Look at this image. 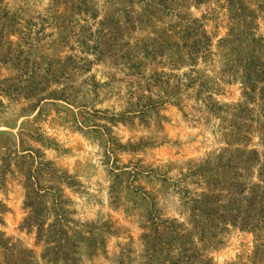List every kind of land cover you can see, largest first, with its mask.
I'll return each instance as SVG.
<instances>
[{"label":"rangeland","instance_id":"rangeland-1","mask_svg":"<svg viewBox=\"0 0 264 264\" xmlns=\"http://www.w3.org/2000/svg\"><path fill=\"white\" fill-rule=\"evenodd\" d=\"M138 1L0 0V264H161L189 248L161 223L193 233V212L208 233L204 205L185 202L228 190L237 198L247 153L263 163L259 135L229 134L232 122L255 128L257 115L227 109L243 103L242 70L228 61L258 56L246 45L250 35L264 41V0H179L210 37L209 59L193 70L221 113L196 103L198 83L143 118L120 120L130 94L136 103L141 93L120 59L137 36L127 15ZM230 29L234 44L220 46ZM155 69L169 91L190 70ZM226 229L215 248L200 229L191 238L202 264H264V242ZM154 230L166 243L149 250L144 237Z\"/></svg>","mask_w":264,"mask_h":264},{"label":"trees","instance_id":"trees-1","mask_svg":"<svg viewBox=\"0 0 264 264\" xmlns=\"http://www.w3.org/2000/svg\"><path fill=\"white\" fill-rule=\"evenodd\" d=\"M239 2L240 0H229V5L241 6ZM138 4V11H131L127 15L128 27L137 36L133 37V43L127 45L128 51L126 55L120 56V59H128L129 76L134 77L140 83L141 93L135 99L136 103L133 102L135 94H130L129 108L132 111L126 112V115H122L120 120L143 118L149 110L162 106L175 97L182 98L187 90L192 89L198 83L196 103H200L205 107L206 111L212 116L221 113L222 108L214 103L210 96H204L207 95L208 91H205L204 84L198 82V78L195 77L198 73L193 70L197 67L198 61L204 63L211 55V40L201 23L189 16L185 9L178 8L179 0H139ZM248 18L252 20L251 12ZM246 27L252 30V21ZM103 31L101 25L100 32L102 35L104 34ZM233 32L230 29L226 39L221 40L219 45L224 47L234 44V41L230 43L228 40L232 37ZM106 36L108 35L104 34L103 37ZM247 42L246 49L254 48L258 56L253 57V51L251 50L247 57L243 56L240 59L235 58L231 62L228 61L231 66L230 70H233V68L242 70L241 97L243 103L227 110L231 111L232 116L235 118L243 120H249L252 114H256L258 119L251 121L257 123V125L253 128L245 122L240 124L232 122L229 134L232 137L238 136L239 141L246 142L248 136L257 134L259 135L260 145L264 149V41L250 35ZM82 62L83 68H87L91 64L87 60ZM158 66H161V69L169 67L175 71H180L182 68H189L190 70L181 78H176L172 90L169 91V79L161 80V75H158L155 69ZM147 69H150V74L145 75ZM156 84L162 89L159 90V95L154 94L152 90ZM143 93H147L149 96L143 97ZM153 98L156 100H153ZM251 105L257 107V110L249 109L248 106ZM133 109L135 110L133 111ZM247 156L251 157L252 160L245 159L243 162L246 166L242 168V182L238 187V191H236L237 198H232V192L228 190L225 196L222 194H206L201 195V197L196 196L195 199L185 202L192 205L191 210L194 209V205H204L205 211L202 213L204 216L201 217L208 225V233L204 231L205 223L198 228L199 221L196 220L198 217L193 215V212H191V216H193V233L191 231L185 232V230L180 231L179 228L176 232L173 229L174 227L167 226V223L159 225L164 230H170L173 233L171 234L172 237L174 235L179 241L189 245V248L178 251L177 255H166L161 264H202L198 255L200 250L191 241L193 236L198 235L196 232L198 229L201 231H198L200 237H205L213 248L221 245L220 241L217 240V235L227 232L226 228L246 231L254 236L255 243H260L258 248L263 246L264 153L262 155L263 163H261L255 151L248 152ZM253 165L260 166L257 171V183L249 180L252 176ZM152 226H155V223ZM201 238L197 243L202 244ZM144 239L149 241L147 243L149 250L166 243L162 242L163 237L160 230H154V233L144 237ZM186 252H188L187 255ZM194 261H197V263ZM204 264H211V262L206 261Z\"/></svg>","mask_w":264,"mask_h":264}]
</instances>
